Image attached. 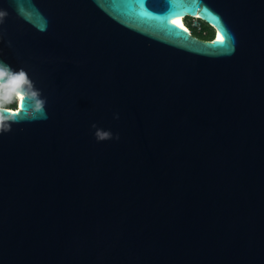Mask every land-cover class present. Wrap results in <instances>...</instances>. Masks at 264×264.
<instances>
[{
	"label": "water",
	"instance_id": "1",
	"mask_svg": "<svg viewBox=\"0 0 264 264\" xmlns=\"http://www.w3.org/2000/svg\"><path fill=\"white\" fill-rule=\"evenodd\" d=\"M0 11V264H264V0Z\"/></svg>",
	"mask_w": 264,
	"mask_h": 264
},
{
	"label": "clouds",
	"instance_id": "2",
	"mask_svg": "<svg viewBox=\"0 0 264 264\" xmlns=\"http://www.w3.org/2000/svg\"><path fill=\"white\" fill-rule=\"evenodd\" d=\"M6 16L7 12L0 11V22H2ZM29 83L27 75L23 70L18 73L13 72L10 66L0 63V115H3V121L7 118L4 113L9 111L4 109L3 105L11 102L14 96L20 101L24 100L23 87ZM33 95H35V93H33ZM0 127H3V123H0ZM93 127H95V125ZM4 130H10V125L8 128H4ZM96 136L100 140L111 138V134L108 132L98 131Z\"/></svg>",
	"mask_w": 264,
	"mask_h": 264
},
{
	"label": "trees",
	"instance_id": "3",
	"mask_svg": "<svg viewBox=\"0 0 264 264\" xmlns=\"http://www.w3.org/2000/svg\"><path fill=\"white\" fill-rule=\"evenodd\" d=\"M190 19H188L186 22L188 24V26L190 27V31L192 32L193 35L204 39V40H211L213 39L215 33L213 28L207 24L206 22H204L201 19H198L199 23H200V29L195 28L192 26V19L191 17H189Z\"/></svg>",
	"mask_w": 264,
	"mask_h": 264
},
{
	"label": "built area",
	"instance_id": "4",
	"mask_svg": "<svg viewBox=\"0 0 264 264\" xmlns=\"http://www.w3.org/2000/svg\"><path fill=\"white\" fill-rule=\"evenodd\" d=\"M193 19L196 20V22L195 23L192 22V26L200 29V23L198 21V18L195 17ZM185 26L190 30V27L188 26V24L185 23ZM19 106H20V100L18 98H16L15 96L13 97L11 102L5 103L3 105V107L9 108L10 110H18Z\"/></svg>",
	"mask_w": 264,
	"mask_h": 264
},
{
	"label": "snow or ice",
	"instance_id": "5",
	"mask_svg": "<svg viewBox=\"0 0 264 264\" xmlns=\"http://www.w3.org/2000/svg\"><path fill=\"white\" fill-rule=\"evenodd\" d=\"M220 41L223 42V37L221 36ZM21 107H23V100H21ZM13 115H15V113H13ZM0 123H3V115H0Z\"/></svg>",
	"mask_w": 264,
	"mask_h": 264
},
{
	"label": "rangeland",
	"instance_id": "6",
	"mask_svg": "<svg viewBox=\"0 0 264 264\" xmlns=\"http://www.w3.org/2000/svg\"><path fill=\"white\" fill-rule=\"evenodd\" d=\"M188 19H190V18H189V17H188V18H184V22H185L186 24H187V22H186V21H187ZM191 21H192L193 23H195V22H196V20H194V19H192Z\"/></svg>",
	"mask_w": 264,
	"mask_h": 264
},
{
	"label": "bare ground",
	"instance_id": "7",
	"mask_svg": "<svg viewBox=\"0 0 264 264\" xmlns=\"http://www.w3.org/2000/svg\"><path fill=\"white\" fill-rule=\"evenodd\" d=\"M177 19L180 20L183 24H185V22H184V18H182V17H177Z\"/></svg>",
	"mask_w": 264,
	"mask_h": 264
}]
</instances>
